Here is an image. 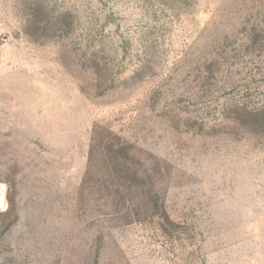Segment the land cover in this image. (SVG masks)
Here are the masks:
<instances>
[{"label": "rangeland", "instance_id": "1", "mask_svg": "<svg viewBox=\"0 0 264 264\" xmlns=\"http://www.w3.org/2000/svg\"><path fill=\"white\" fill-rule=\"evenodd\" d=\"M0 264H264V0H0Z\"/></svg>", "mask_w": 264, "mask_h": 264}]
</instances>
